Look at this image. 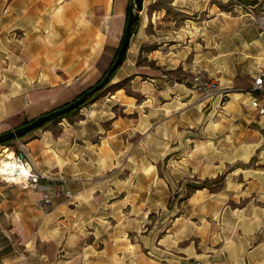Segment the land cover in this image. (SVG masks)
<instances>
[{
    "label": "crops",
    "instance_id": "1",
    "mask_svg": "<svg viewBox=\"0 0 264 264\" xmlns=\"http://www.w3.org/2000/svg\"><path fill=\"white\" fill-rule=\"evenodd\" d=\"M129 3L0 0V134L71 102L103 76L119 48ZM161 3L185 18L177 24ZM227 14L214 0H143L138 30L117 71L126 65L133 68L130 73L136 72L140 45L147 40L153 46L147 53L152 78H167L160 69L180 68L183 79L178 85L196 72L217 80L221 91L198 103L202 108L214 106L213 112L201 115L204 132L213 138L209 172L216 176L226 165L253 160L251 169L239 164L228 172L251 170L264 177V114L258 115L251 106L258 93L252 90L253 76L264 70V31L252 11L237 18ZM150 27L153 31L146 33ZM85 78L99 79L79 90ZM116 101L107 98L90 108L95 115L85 118L75 135L83 148L91 134L104 132L107 122L124 125L115 135L130 127L127 117L138 110L134 99L125 96ZM36 130L17 138L23 154L46 174L51 194L57 186L68 194L53 195L49 203H42L40 194L27 185L0 179V264H81L74 248L70 252L67 246L65 251L58 229L68 208L64 197L74 196L72 186H86L85 168L71 157L81 150L62 136L37 135ZM4 147L0 145V154ZM233 186L264 183L257 184L254 177L237 178ZM217 224L201 238L195 254H184L181 264H264V207L249 202L234 215L223 209ZM82 264H92V253L85 254Z\"/></svg>",
    "mask_w": 264,
    "mask_h": 264
},
{
    "label": "rangeland",
    "instance_id": "2",
    "mask_svg": "<svg viewBox=\"0 0 264 264\" xmlns=\"http://www.w3.org/2000/svg\"><path fill=\"white\" fill-rule=\"evenodd\" d=\"M262 1L246 6L237 0L214 3L229 17L252 11L260 21L264 16ZM161 4L177 24L185 18L170 5ZM223 18L225 15L220 21ZM137 30L138 24L134 34ZM149 31L153 29L146 28L145 32ZM151 47L147 40L140 45L136 72L130 73L133 68L125 65L95 101L69 119L49 122L35 131L37 135L62 136L81 150L71 157L80 169L85 168L82 177L86 186H72L74 196L64 197L68 208L58 227L65 251L67 246L70 252L74 248L77 263L82 264L85 254L92 253V264H181L184 254H195L201 238L218 225L223 209L234 215L249 202L264 207V186H233L237 178L251 177L263 185L262 173L228 172L240 162L226 165L216 176L209 172L213 138L204 132L201 115L213 112L214 106L202 108L198 103L212 100L221 91L220 84L219 90L207 97L190 90L192 78L183 85L176 84L183 79L180 68L168 72L160 69L167 78H152L149 67L153 63L147 58ZM98 79L80 80L79 90ZM120 80L122 88L112 86ZM125 96L132 97L138 108L127 117L130 127L115 135L124 125L107 122L104 132L91 134L83 148L75 135L83 120L95 115L90 108L94 106V110L107 98L121 101ZM21 143L16 138L3 145L2 155L10 151L23 154ZM241 165L251 169L255 161ZM227 181L232 185L227 186Z\"/></svg>",
    "mask_w": 264,
    "mask_h": 264
},
{
    "label": "built area",
    "instance_id": "3",
    "mask_svg": "<svg viewBox=\"0 0 264 264\" xmlns=\"http://www.w3.org/2000/svg\"><path fill=\"white\" fill-rule=\"evenodd\" d=\"M243 6H246L242 3ZM261 31H264V16L258 22ZM192 88L194 91L199 92L207 97H211L219 90L217 80L206 77L200 72H196L192 78ZM252 90L258 93L252 96L251 106L254 108L258 115L264 114V70H259L253 76ZM5 148V147H4ZM3 148V149H4ZM12 159L16 162L14 166L0 172V179L7 183H22L33 189L40 194V202L49 203L53 195L66 193L59 186L55 192L51 194L45 184L47 176L44 172L38 170L25 154H16L14 151ZM2 158V153L0 154Z\"/></svg>",
    "mask_w": 264,
    "mask_h": 264
},
{
    "label": "water",
    "instance_id": "4",
    "mask_svg": "<svg viewBox=\"0 0 264 264\" xmlns=\"http://www.w3.org/2000/svg\"><path fill=\"white\" fill-rule=\"evenodd\" d=\"M143 8V0H130V6L128 10V16L126 19V25L124 28L123 36L118 48V51L111 63V66L108 68L106 74L93 86L87 89L79 97L75 98L71 102L55 108L51 111H48L44 114L37 116L36 118L28 121L27 123L22 124L16 128H13L7 132L0 134V144L6 141H9L14 138L25 135L31 130L41 127L43 124L50 122L61 115H64L78 106L86 102L90 97H92L96 92L103 89L108 85V80L111 74L122 64L124 57L126 55L128 45L131 38V26L139 18L140 12Z\"/></svg>",
    "mask_w": 264,
    "mask_h": 264
},
{
    "label": "trees",
    "instance_id": "5",
    "mask_svg": "<svg viewBox=\"0 0 264 264\" xmlns=\"http://www.w3.org/2000/svg\"><path fill=\"white\" fill-rule=\"evenodd\" d=\"M238 2H241V3H243V4H253V3H257V0H237ZM129 6H130V3H129ZM128 10H129V7H128ZM127 16H128V11H127V15H126V19H127ZM138 24V19L132 24V26H131V36H132V34L135 32V27H136V25ZM125 25H126V21H125ZM125 25H124V28H125ZM118 51V50H117ZM125 58H126V55H125V57H124V60H125ZM123 60V61H124ZM123 63V62H122ZM122 65V64H121ZM120 65V66H121ZM119 66V67H120ZM119 67L111 74V76H110V78H109V80H108V84H109V82H111L112 80H113V78L115 77V74H116V72H117V70L119 69ZM108 70V69H107ZM107 70L105 71V73L103 74V76L106 74V72H107ZM102 76V77H103ZM101 77V78H102ZM100 78V79H101ZM99 79V80H100ZM98 80V81H99ZM97 81V82H98ZM122 81L123 80H120V81H117V82H114L113 84H112V86L113 87H117V89L118 88H122ZM96 82V83H97ZM91 87V86H90ZM89 87V88H90ZM89 88H87V89H89ZM105 88V87H104ZM104 88L103 89H101V90H99L98 92H96L92 97H90L86 102H84L82 105H80V106H78L77 108H75L74 110H72V111H70V112H68V113H66V114H64V115H61V116H59L58 118H56V119H54V120H52L53 122L54 121H59L60 119H62V118H66V119H69L70 118V116L73 114V113H75L76 111H78L79 109H81V108H83L84 106H86L87 104H89V103H92L93 101H95V99H97V97H99V95L102 93V91L104 90ZM86 89V90H87ZM86 90H84L82 93H84ZM82 93H80L79 95H77L76 96V98L77 97H79ZM75 99V98H74ZM52 121H50V122H52ZM28 121H26V122H24V123H27ZM47 123H49V122H47ZM47 123H45V124H43L42 126H44V125H46ZM41 126V127H42ZM41 127H38V128H35V129H33V130H31L30 132H32V131H34V130H36V129H39V128H41ZM30 132H28V133H30ZM28 133H26L25 135H27ZM25 135H23V136H25ZM23 136H20V137H23ZM20 137H18V138H20ZM14 139H16V138H14ZM14 139H11V140H9V141H6V142H4V143H1L0 145H7V144H9V142H11L12 140H14ZM206 181H208V179H206Z\"/></svg>",
    "mask_w": 264,
    "mask_h": 264
},
{
    "label": "bare ground",
    "instance_id": "6",
    "mask_svg": "<svg viewBox=\"0 0 264 264\" xmlns=\"http://www.w3.org/2000/svg\"><path fill=\"white\" fill-rule=\"evenodd\" d=\"M13 152H6L2 155V158H0V172L5 171L8 168H11L15 165V161L12 159Z\"/></svg>",
    "mask_w": 264,
    "mask_h": 264
}]
</instances>
